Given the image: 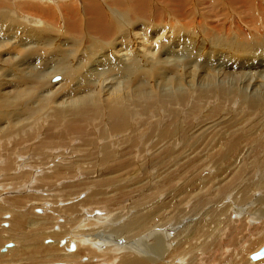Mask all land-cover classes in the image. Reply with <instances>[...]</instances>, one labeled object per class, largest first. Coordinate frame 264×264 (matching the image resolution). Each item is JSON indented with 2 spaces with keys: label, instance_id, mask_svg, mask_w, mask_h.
<instances>
[{
  "label": "rangeland",
  "instance_id": "rangeland-1",
  "mask_svg": "<svg viewBox=\"0 0 264 264\" xmlns=\"http://www.w3.org/2000/svg\"><path fill=\"white\" fill-rule=\"evenodd\" d=\"M27 1L29 0H0V4L4 6L3 7L4 10H10V9L13 10V7L11 5H14L18 11V14H20L31 11L28 10L26 7L27 5H29ZM37 1L38 0H36L35 2ZM40 1L41 2L34 4L40 5L39 7L40 10L38 9L37 13L42 14L41 17L44 18L46 16L45 14L48 15V12L49 13L54 12L59 17L49 22L45 21L47 25H50L49 28H53L59 31L58 33L49 32L51 35L59 36L60 39H65V41L61 43L60 42L57 43L59 47H61L62 44L64 43L70 44L69 47H77L79 45H82L83 47H86L89 53L96 52L97 54L94 55L95 57H90L89 60H86L87 55H83V57L85 58V59L83 58V60H85L84 63L85 66H86V61H88V63L90 64L85 70L82 71L80 70L81 74L83 73L82 74L83 77H81V74L80 76H78L77 74H79V71L76 72L77 70L76 69L74 70V68L72 67L73 66L72 64H75L76 62L77 56L74 55V57H72L73 60L69 62V67L72 68L71 72L73 77L72 80H70L69 84L70 86H73L74 89L81 88V86L84 87L85 85L87 87H91L93 83H94L93 86H96L97 83L98 86H100L102 83L101 80H105L106 78H107L106 80H109L108 78L110 76L108 75H110V73L108 72L110 71L111 68H113L114 66L116 67L120 62H123L124 60L123 57H125V55L126 56L129 54L131 55V56L129 55L130 59L129 56L125 57L126 62L127 59L129 60L128 62H131L130 60L134 55L132 54V52L135 51L125 54L124 56H120L118 54L114 56L111 51L109 52V50L106 51V54H103L107 46L106 45L107 40L103 37L102 35L103 33L94 31L93 32L94 34H90L88 33V27L85 26L88 35L90 36L92 35V37L96 38L95 40H91L89 37H86L84 34L82 36L81 33L76 29L67 31V29L71 27V26H67L66 28V23L68 20L81 21V22L84 21L87 22L89 20L91 15L90 14L87 15V13L89 12L88 3H90L91 0H50V1L40 0ZM45 1L46 3H44ZM96 1L101 6L112 10L116 14V16L113 17V22L115 24H118L120 18L124 17L127 23L129 21L136 23L138 30H140V32L143 33V36L144 34H145L144 37L149 36L148 39L153 37L158 38V36L155 35L157 29H155L153 25L155 26L157 25L158 27L156 26V28H159L160 27L159 25H161V27L167 26L164 29L159 28V30H161V32H164V34L161 36V38H158L157 43H159L158 45H160L163 44L164 41H167L170 46L168 44L162 46L160 45L161 48H159L160 46H158L157 44L156 45L154 44V46L152 45L153 47L152 46L148 47L146 44H144L145 45L144 46L142 44L140 47L141 49L140 52L142 53L139 52L140 54L138 53V55H136L137 57L136 61L138 60V58L141 61V63H139L140 61L137 63H138V72L142 77L139 78V82L132 94L138 95L137 102L143 99V104H141L140 107L137 108L138 115L136 114L133 115L135 117L130 118V122L131 124L133 123V125L136 127L137 134H140V138H141L140 147L142 148H139L137 151L131 149V151L134 150L133 154L126 146L129 144H122V145L119 144V146L117 147L113 146L112 149L111 146H109L110 141L108 140V138H103L104 134L100 131L101 130L100 127L103 125L102 124L103 120L101 119L104 116L98 112V109L97 112L96 111L90 112V114L87 116V117H94L89 122L90 124L86 129L88 130L90 128L92 130H95L92 132H96V134L93 135V140H95L94 144L96 146V149L101 148L102 150L103 148L105 149L108 146V148H110L111 151L115 153L117 157H120L118 158V160H120L125 156L128 161H130L131 158H134L135 159L133 161L134 163L130 164V167L127 168L129 164L122 165V163L119 162V164L122 165L121 168L117 169L118 168L117 167L116 172L112 171L111 169L112 167L110 168L107 167L106 165H100L98 161H96L97 154H94L93 156L91 155L93 158H91L90 160H92L93 163H95L96 161V164L94 165H92L93 163H91L92 162L91 161L87 163L83 162L82 165L75 167L74 169L65 165L63 167H60L62 171L61 174L62 177L53 178V181L51 180V182L48 181L53 186L58 185V183H59L58 187L63 186L62 182H59L60 180L63 179H77V180L79 179L81 181L83 180V184L81 188H77L73 190L78 194H76V196H73L72 198L69 199L67 197H64L66 198L65 200L64 198H60V197H63L66 193L68 194L67 191H70L71 187L69 189L63 188L66 186L64 185L55 193H53L55 194V197H48L47 193L49 192L47 191L43 192L44 189L42 190V187L39 186L41 182L45 180L42 178H45L46 175H48L49 173L53 174L54 168H56L59 165V163H57L58 159L54 162L52 161L54 165L38 166L39 164L37 163L46 162L44 156L46 157L50 153L48 152L47 155L35 156L34 157L35 160L30 163L33 166V164L36 162L33 169L35 168L37 170L34 171V173L36 174L32 175V178L35 177V179L38 181H35V185L32 186L33 189L32 188L31 189L33 191L32 190L30 192L28 191L25 193V195L27 194L32 196V194H35L38 195V197L41 195L44 197H48L49 199H46L48 201L46 204L49 203L50 209L54 208L53 209L54 211L50 209L47 211L44 210L45 213L43 212L44 214L40 215L41 222H43V220H45V223L46 222L49 223L52 221V225H49L47 227V234L41 240L40 243L43 244L44 247H48L47 245L49 243L56 242V240H54L55 238L54 237L52 238L51 236L59 234L61 230L68 228L67 230H64L65 233L67 234L65 235V238H68V233L70 231L71 232L75 231L74 228L76 227V225H74L73 222H75L81 214H84L82 211L76 210L77 207L76 200L83 199V202L85 203L84 208L97 205L98 207H101L98 210L100 211L103 210L106 212L105 213L102 211V213L100 212L96 213L102 216V217L101 216L98 217V219L96 218V215H94L96 219L95 221L100 223L99 225L94 224L95 227L93 225L89 227V230L97 228L94 235L97 233V231H101L102 228L107 227L109 228V230L107 231L105 229V231L109 232L108 235L111 237L114 236V234L110 232L111 231L110 227H113V223L111 222L108 223L109 221H104L108 218L104 217L103 214L113 217L116 216L117 213L124 212L126 210V213L122 217L123 220L120 221L117 225H115V227H118V226H122V224L124 223L125 224L130 223L134 219V217L136 218L141 215L151 213L155 215V220L154 222H151V224L149 223L147 225V228L148 229L150 228L148 230L149 234L137 233L136 236L134 234L133 238H131L132 241H127L128 239L125 238L131 236H128L127 235L128 233L124 232L123 234H125V236H123L124 238L122 237L121 240L124 239L123 242L125 243V246L126 244L132 242L136 246L142 248L144 247L143 249H146L147 247L152 246L153 244L155 245L157 241L156 239H160L159 242H163L164 247L168 251V253H165L164 255L165 257H162L164 258L163 263L191 264L193 262H196L195 261L196 257L198 259V255H200L202 251L201 248L205 247L213 240L218 239V236H220L221 231L226 232L222 238L223 239L228 238L227 236H229L231 232V228L233 227L239 228V229H234L236 232L239 231L241 226L244 224L245 214L250 212H252L251 214H253L256 208H258L256 203L255 205L254 204L250 205L246 202H241L242 198L243 200H249L248 197H250V200H252L254 197L255 198L254 201L259 200L260 205H262V207L264 206V201H263L264 200V165H263L264 164V106L260 108L261 110L258 109L259 112L257 110L256 113H253L252 109L250 110V108L249 110H246L249 107L250 100L252 98L256 96H261L260 92H262L261 97H264V93H263L264 92V48H261L264 47V0H96ZM49 2L51 5L49 4ZM40 3H42V5ZM57 8L60 9L61 14L58 12ZM41 9L45 10V13H40ZM19 10L21 12H19ZM0 11L2 10L0 9ZM21 19H22L21 16L11 17V22L18 21ZM53 22L56 23V26L51 25ZM160 22H162V24ZM147 24L149 27H147ZM39 26L43 27V24L36 23V27ZM152 26L153 28L151 29ZM24 28L27 30L29 29L27 27ZM120 29H122V27H116L115 32H118ZM82 30L84 32V25ZM179 30L181 31L180 32L181 38L178 41L176 39V34H177L176 32H179ZM115 38L122 39L121 34L117 35ZM8 44L10 45L9 40H8ZM65 48L66 47L60 49L63 52V56L61 58H57L54 61V63H52L51 65H57V67L61 69V64H63L61 60L66 59L67 57L66 54L69 51L66 50ZM38 50L42 51L41 49ZM106 55L108 56L106 57ZM39 57H42V55ZM96 57L99 58L97 59ZM121 58L123 60H121ZM187 59H190L192 60V62H194V63L191 62L190 66L186 65L188 68L184 66L185 67L184 69V67L180 66L179 67L180 72L168 71L170 70L172 64L174 63L179 64V62H183L184 64V62ZM41 60L38 62V64L41 62ZM92 61L94 65L92 64ZM94 61L96 62L94 63ZM151 61L153 63H151ZM128 62L125 63L126 64L125 67L128 66ZM141 65L143 66L144 70L140 68L142 67ZM144 65L146 67H144ZM159 67H164L165 70H161L162 71L161 74L164 73V75H162L161 77L158 76L153 78L157 81H155V83L154 80L151 81V83L152 82L153 83L150 84L149 90L146 93H143L142 86L145 84L144 82L146 81V79L148 80L151 79L155 74V72H157ZM64 69H70V68L65 67ZM90 71H94V72L91 73ZM233 73L240 75V78L237 81H235V75L232 76ZM85 74L86 76L87 74L89 75L88 80L85 77ZM101 76H105V78ZM175 78L176 79L181 78V81L176 80L174 83L172 84L170 83L171 87H169L170 89H167V87L164 86L165 83L172 82L171 80ZM56 79L58 80L56 81ZM63 80H64L63 74L60 72L59 74L52 77L50 76L44 77L43 86H46L45 87L46 91L51 86L52 87L55 86V88H58L59 85L56 86L55 83H58L60 81L63 82ZM106 80L104 81L105 85L108 83ZM210 81H212L215 86L214 87L215 89L211 90L212 93H210L208 88V84L210 83ZM13 82L17 84L19 82V79L14 80ZM181 83H182L181 87L179 88L173 87L176 85H180ZM110 85L111 84L107 86L109 87ZM8 88L9 86L4 87V89L9 91L8 94H11L16 90V88H10V89ZM164 88L168 92L164 90ZM256 88L258 90L260 89V91L258 92ZM221 89H226L228 93L227 94L222 93ZM254 90H256L255 95H253L252 93V91ZM40 91L42 92V89ZM2 92L3 91L0 89V97L3 96ZM30 92H34V91H30ZM166 92L171 93L172 96L170 97V99L175 97V100L172 102H163V98L166 101L170 100L169 98H165V95H167ZM47 93L48 91L45 92V95ZM57 96L59 95H55V97ZM238 96L241 97V99ZM60 100L61 99H59V101ZM59 101H57V103ZM136 103L132 104L130 106V109L135 108ZM63 105H65V103L62 102L61 105L58 106L55 105L58 108L57 109L55 107V109H57L56 113L58 114V116L61 114L58 112V110H63L61 109L62 107L65 109V106ZM107 107H108L107 105H103L101 108L107 110ZM25 116L26 115L23 113L22 117ZM36 116H32V118H30L31 120L30 123L35 118V121H33L35 122V124L32 125V129L29 131L28 134L32 133L33 130H37L38 128L37 126L45 125V127H47L48 123L50 122L48 121L50 120L49 117H46L44 120L43 118ZM63 116L65 117V114H63ZM62 117L61 119L57 117V119L63 120L64 123V125L59 124V126H57L56 130L59 132L64 131L67 128V123H66L67 118L64 117L62 118ZM249 118L252 121H250ZM39 119H41L43 122L41 121L39 123L38 122L36 123V121H38ZM93 121L94 124H92ZM22 122L23 121H20L19 124H22ZM136 122L138 123L137 125H135ZM28 124L26 123L22 125L26 126ZM234 124H236L235 125L236 127H234ZM5 125L3 126L2 124H0L1 135H5L7 131ZM252 126L253 127L256 126V127L253 128ZM249 127H252V129L256 130V131L253 130V132L256 133H252V137L256 138L254 143L246 144L245 142L244 143L242 142L244 145L243 144H241V146L239 145L236 153H232V151L227 152L230 143L229 141L233 139L232 136L235 134L236 135L246 134L245 130H248ZM178 128H180L182 131V134L180 136L170 138L165 134V131L166 132L169 130L175 131ZM238 128L239 130H237ZM20 130L21 129L19 128L17 131L14 132H20ZM128 131L122 134L121 133L116 135L114 134V136L113 135L111 136L112 139L111 138L109 139L113 141V140H117L119 137L118 140H120V142L127 141L130 133L134 135V133L132 132L133 129L132 131L131 130L129 132ZM98 137H101L100 140L98 139ZM43 138L44 136H41L38 139H36L34 143L24 145L23 147L27 149L31 148L32 145H34L35 143L37 144L38 142H40L39 140H42ZM17 139L16 141L15 139L11 140V136H8L7 139H5V141H3L4 139L0 141V150L3 149L2 151H0V156L2 157L0 160V185L11 187L13 186L14 182L16 183L15 179L21 180L22 183L24 184L25 183L24 181L29 179L32 174L31 172H33L30 167L25 168L26 165H22V166L16 165L15 164L16 160L12 162L14 166L9 168L11 164H6L5 161L3 160L4 157L8 154L9 152L8 150L13 149V144L11 143L18 142ZM143 140L147 142L146 144L148 146L146 147L143 146L144 143ZM64 142H67V140L65 139ZM72 142L73 144L71 145ZM72 142L70 143L71 147L69 146L68 150H63L61 148L59 151H56L57 153L56 152H54V154L52 153L50 160L56 155H65L72 157V155L74 154L76 156L84 154L83 156L89 157L90 153H88V151L89 152L92 151V153L93 152L97 153V150L95 149H94L95 151L90 150L91 147L90 146L86 147V145H84V142H82L81 140L72 141ZM107 142L108 144H105ZM257 142H259L260 145H258ZM8 145L11 146L9 147ZM253 145H255V147L260 146L258 147L260 148L258 149L260 152L257 150V153H259L258 157H254V153L252 150L255 147ZM4 146L5 148L6 147L7 148L5 149ZM251 147L253 148L250 149ZM85 148L86 149L88 148L89 150L88 149L84 150ZM147 148L148 150H146ZM82 149L84 150V153ZM70 151L71 152L74 151V153L72 154ZM16 152H20V151L16 150ZM25 153L28 154L25 156L34 155L33 153H27V152ZM87 153L89 155H85ZM98 154L100 156L99 158H101V154L100 153ZM22 155L24 156V154ZM248 158H250L249 162L247 161ZM74 159L75 157L72 158V160ZM224 159L227 162L223 161ZM66 162L68 163V161ZM16 163L19 162L16 161ZM98 164L100 166L95 167V165L98 166ZM9 169L10 171H8ZM241 170L245 172H242ZM73 171L76 173V177L75 174H73ZM26 172H27V176L26 177L24 176L23 178V174H25ZM44 173L47 174L44 176ZM171 177L173 178V181L170 184L165 183V181H168ZM236 177L238 178V180ZM88 179L91 181V185L89 184L90 181H88ZM108 179H111L114 183L109 185L107 187L108 189L105 188L104 193H107L106 197H109L111 200L114 201L113 202L115 204L114 207L102 205L103 199H99L98 196H93L92 198H86L92 195L91 194L92 192L93 193L99 192L98 191L99 188L96 185V181L103 182L105 180L103 182L105 183ZM129 179H131V181H133L132 179H144V181L143 182L141 181L140 182L141 184H139L140 185L139 188L141 190L137 187L138 185H135L136 187L135 186L132 187L131 182H129L130 181ZM119 182L121 183L120 185H118L119 187L118 188L116 187V185ZM192 183L195 186L193 185L191 186ZM144 184H145V189L144 187H141ZM150 184L153 186L154 189H152ZM158 184H160V186H158ZM200 184L203 185L206 184L203 192H198L199 190L198 185ZM38 186L41 189H39ZM86 186L89 187L88 190H84V191L81 190L84 187L86 188ZM120 186L126 187L125 191L121 190ZM147 186L148 188L146 189ZM197 186H198V190L195 189ZM226 186L229 188L227 189ZM221 189L227 190L228 193L225 196H223ZM57 192L59 194H57ZM25 195L24 194L22 195L21 193L17 194L16 191H14L13 194L11 195L12 199L14 200L13 202H16V200L18 201L21 200L22 202V205H20L21 207L14 206L12 204L13 202L10 200V202L12 203L6 202V206H7L6 208L8 209V211L10 210L9 211L10 213L7 211H4L3 212L4 214L0 213V229H1L0 231L3 233V238H4L3 244H0V254H2V252H5L7 248L10 247V246L7 247L8 245H13L11 247L16 249L18 248L17 243L14 242L13 240L7 241L8 239L7 234L9 231L8 228L11 225V221L13 220V217L22 214L24 216L27 213L26 215L29 216L28 220L33 221L32 223H34L37 219H39L37 215L38 213L36 212L35 208H41L46 205L44 203L35 204L38 200L37 201L33 200V197H29L28 199H30L29 200L30 202H26L28 199L27 200L22 199V196ZM11 196L9 198H11ZM198 196H200L201 198L200 197L199 198L204 201L199 202ZM0 197H1V193H0ZM1 199L2 197L0 198V200ZM3 199L5 198L3 197ZM3 199L2 201L4 202ZM194 200L196 201L194 202ZM118 202L119 205H117ZM0 204L1 207L3 203ZM9 204L12 205V209L9 206ZM201 204H204L203 207L200 206ZM128 208L130 209V211H128L129 210ZM242 209L243 211H241ZM258 209L256 210V212H254L255 215L259 214ZM88 211L92 213V209H89ZM237 212L238 215L235 214ZM32 216H34V218H32ZM45 216L47 217L51 216V220L50 218L46 219ZM94 216H92L93 219ZM48 220L50 221L48 222ZM103 222L105 224H103ZM196 224L197 225L201 224L203 226L206 235L200 238L198 237L197 239H194L192 241L193 246L195 247L197 246L196 249L195 247H190L189 244H186L185 249L187 251V254H185V256L184 254L179 255V259L177 260L174 259L176 253L173 252V250L176 249L177 243L184 236H186L188 231L193 229L196 226ZM168 225L170 227H168ZM171 225L172 226L175 225L173 227L174 229L171 228L172 227ZM250 227L251 228L248 229L249 230L248 232L252 233L254 230V233L256 232L257 236H255V234L252 235L253 233L249 234L247 232L245 233V236L242 237L243 239L241 238V240H246V238L250 235L251 238L262 235V233H264V220L261 218V216L259 218L257 217V219L254 220V222ZM169 228H171L172 231H169ZM6 229L8 230L6 231ZM151 229H153L152 230L153 234L151 233ZM81 230L86 231L85 227H82ZM140 230H146V224L145 225L143 224ZM261 231L263 232L261 233ZM151 234L153 236L149 237V235ZM145 235L147 236L145 237ZM155 237L156 239H154ZM65 238L63 237V240L62 239L58 240V242L60 241L58 245H57L58 242H56L55 244L57 245L58 249L62 251V253L64 252V254H74V253L77 254L78 252L79 256L77 259V264H90L88 263L90 262V260L98 258V261H100V259L103 258L102 251L100 250H97L95 251V253H92L87 249L82 248L84 246L81 245V240L79 241V243L78 242L76 243L77 248L75 247V250L71 249L72 245L71 246L69 245L67 249H65L64 247L66 243ZM146 238L147 239L150 238V239L146 240ZM121 240H119V242ZM241 242H239L238 243L239 245H237L236 247L239 246L240 247L239 250L241 248L246 250L249 243H246L242 246ZM144 245H146V247ZM79 248L82 249L83 251H81ZM199 249L201 251H198ZM85 250H87V252H85ZM239 250L234 251L233 247L227 248V252L223 255V257H221L222 254H219L220 256L219 255L217 256L216 259L218 262L217 264H224V263L227 264L229 260H231L230 257L232 255H233L232 259L238 262L242 257V255L245 254L244 252L243 254L241 252L239 254ZM120 251L121 252H118V255L124 253V250H120ZM154 257L156 258L157 256ZM202 258L204 259L208 258V255L204 254ZM83 259H86V261H84ZM249 260H251L249 264H255L253 263L254 261L252 260L251 255L249 257ZM221 261L224 262L221 263ZM24 262H21L20 264H24ZM58 262H50L47 264H64V262L62 261H60L59 263ZM106 262L108 264H111L110 261H106Z\"/></svg>",
  "mask_w": 264,
  "mask_h": 264
},
{
  "label": "bare ground",
  "instance_id": "bare-ground-1",
  "mask_svg": "<svg viewBox=\"0 0 264 264\" xmlns=\"http://www.w3.org/2000/svg\"><path fill=\"white\" fill-rule=\"evenodd\" d=\"M35 1L36 0L27 1V3L29 5H27L26 7L28 10H31L32 12L29 11V12L20 13V14H18V11L14 5L10 4L13 7V10L12 9L4 10L3 9L4 6L0 4V9L2 10V11H0V89L3 91L2 92L3 96L0 97V124H2L3 126L6 124L5 128L7 130L5 135L0 134V141L2 139H4L3 141H5V139H7L8 136H11V140L15 139V141L18 138L17 139L18 142H16V143H14L13 141H12L13 143H11L9 141L11 144H13V149L8 150L9 152L4 157L3 160L5 161L6 164H11L9 168L14 166L12 162L14 160H16L19 162V163H16V161H15L16 165H21V166L26 165L25 168L30 167L33 171V172L30 171L32 173L31 177L29 179L25 180L24 184L22 183L21 180L15 179L16 183L14 182L13 186H11V187H7L5 185L4 186L0 185L1 186V188H0L1 197H2V199H3V197L5 198V199H3L4 202L2 201V199L0 200V203H3L2 206L0 207V213H3L4 211H7V212L10 211V210L8 211V209L6 208L7 207L6 202L7 203L10 202V200L12 202L14 201L12 199V196H11L14 191H16L17 194L21 193L22 195L23 194L25 195L26 192H28V191L30 192L33 189L32 186L35 185V181H38L35 179V177L32 178V175L36 174V173H34V171L37 169H35V168L33 169L36 162L33 164V166L30 164L32 161L35 160V158H34L35 156L47 155V153L50 152L46 157L44 156V158L46 159V162L37 163V164H39L38 166L54 165L53 162L58 159L57 163H59V165L57 167L55 166L56 168H54L53 174L49 173L48 175H46L47 173H44V176L46 175V177L42 178V179H45V180L42 181L39 186L42 187V190L44 189L43 192H45V191L49 192V193H47L48 197H55V194H53V193H55L57 190H59L64 185H66V186L63 188L69 189L71 187L70 191H67L68 194L66 193L63 197H60V198L67 197L68 199L72 198L73 196H76V194H78L73 190H75L77 188H81V186L83 184V180L81 181L79 179L78 180L77 179H63V180L59 181V182H62L63 186L58 187L59 183H58V185L53 186L50 183L51 180L53 181V178L62 177L61 176L62 171H61L60 167H63L65 165V166H68V167H71L72 169H74L75 167L82 165L83 162L84 163L91 162L92 160H90V159L93 158L92 156L94 154H97L96 155L97 160L96 159H94V160L98 161V163L100 165H106L107 167H110V168L112 167L111 168L112 171H115V172L117 171L116 170L117 167H118L117 169H119V168H121L122 165L129 164L127 166V168H128V167H130V164L134 163L133 162L135 160L134 158H131L130 161H128L126 159V156L121 158L120 160H118V158H120V157H117L116 154L113 153L110 148H108V146L105 149L103 148L102 150H101V148L96 149V146L94 144L95 140H93V135H95L96 132H92L95 130H92L90 128H89L90 130L86 129L88 127V125L90 124L89 122L94 117H87V116L90 114V112H95V111L97 112V109H98V112L104 116L103 118L101 117L102 118L101 120H103L102 124L104 126L102 125L100 127L101 130L100 129L99 130L104 134L103 138H108V140L110 141L109 146H111L112 149H113V146L117 147V146H119V144H121V145L122 144H129L126 146L130 150V152L133 154L134 150L137 151L139 148H142V147H140L141 146L140 145V142H141L140 134H137L136 127L133 125V123L131 124V122H130V118L135 117L133 115H135V114L138 115V109L137 108L140 107L141 104H143V99H141V101L137 102L138 95L132 94L133 91L135 90L138 82H139V78L142 77L140 75V73L138 72V63L137 62H139L140 60L138 58V60L136 61V59H137L136 55H138V53L140 52V50H141L140 47L142 44L143 45L146 44L148 47L152 46V45L154 46V44L158 45L159 44V43H157L158 38H161V36L164 34V32H161V30H159V28L164 29L167 27V26L161 27V25H159L160 27L156 28L157 25L156 26L153 25L155 27V29H157V31L155 32V35L158 36V38L156 37L157 38L156 39L155 37H153V38L148 39L149 36L144 37L145 34L143 36V33H141L140 30H138L136 23H134L132 21H129L127 23L126 19L124 17H122V18H120L118 24H115L113 22V17L116 16V14L112 10L107 9V8L101 6L100 4H98V2L96 0H91L90 3H88V5H89L88 9H89L90 13L89 12L87 13V15L88 14L91 15L89 20L87 22L68 20L66 23V28H67V26H71V27H69L67 29V31H71L72 29H76L77 31H79L81 33L82 36L84 34L86 37H89L91 40H95L96 38L92 37V35L91 36L88 35V33L94 34L93 33L94 31L103 33L102 34L103 37L107 40V44H106L107 46H106L105 52L103 54H106L107 50H109V52L111 51L114 56L116 54H118L120 56H124L125 54H128L132 51H135V52H132V54H134V55L132 56V59L130 60L131 62H128L129 60L127 59V62H128L127 67H125L126 66L125 63H127L125 60V57L129 56L130 54L127 56L125 55V57H123L124 60L121 58V60H123V62H120L118 64V66H116V67L114 66L113 68H111L112 70L109 68L110 71L108 73H110V75H108V76H110V77L108 78L109 80H106L107 78L105 79L108 82V83L106 82L107 83L106 85L104 84L105 80H101L103 84L101 83L100 86H98V83L96 86H93V84H94L93 83L91 85V87H87L85 85L86 87L81 86V88L74 89L73 86H70V84H69L70 80H72V77H73L72 72H71L72 68L69 67V62L73 60L72 57H74V55L77 56L76 62H75V64H72L73 65L72 67L74 68V70L75 69L77 70L76 72L79 71V74H77V75L80 76V74H81L80 70L81 71L85 70L90 65L88 63V61H86V66H85V64H84L85 60H83V58H84L83 55H87L86 60H89L90 57H95L94 55H97V54H96V52L89 53L87 51L86 47H83L82 45H79L77 47H69L70 44L64 43V44H62L61 47H59V45H57V43L58 42L61 43V42L65 41V39H60L59 36L51 35L49 32L58 33L59 31L56 29H53V28H49L50 25H47L45 23V21L49 22V21L55 20L59 17L54 12H52V13L48 12V15L45 14L46 16L44 18L41 17L42 14L37 13V10L38 9L40 10V8H39L40 5L34 4V3H39L41 1L40 0H38L37 2H35ZM10 3H11V1H10ZM44 3H46V1ZM40 4L42 5V3H40ZM49 4H50V2H49ZM57 10L60 13V9L57 8ZM19 12H21V11L19 10ZM40 13H45V10L41 9ZM17 16H21L22 19L18 20V21L11 22V17H17ZM36 23L43 24V27L42 26L36 27ZM160 23L162 24V22H160ZM51 25L56 26V23L53 22ZM83 25H84V32L82 30ZM144 25H145V23H144ZM149 25H151V24H149ZM85 26L88 27V33L86 31ZM153 26L151 27V29L153 28ZM24 27H27L29 29L27 30ZM116 27H122V29H120L118 32H115ZM123 27H125V28H123ZM147 27H149L148 24H147ZM141 31H143V30H141ZM149 31H150V28H149ZM162 31H164V30H162ZM180 32H181L180 30H179V32H176L177 33L176 39L178 41L181 38ZM119 34H121L122 39L115 38ZM56 39H58V40H56ZM8 40L10 41V45L8 44ZM85 43H86V40H85ZM167 44H168V42L164 41V43L160 44V45L162 46V45H167ZM160 45H158V46H160ZM161 46L159 48H161ZM63 47H66L65 49L69 50V51L66 54V56H67L66 59L61 60L63 64H61V69H59L57 67V65H51V64L54 63V61L57 58H61L63 56V52L60 50ZM261 48H264V47H261ZM6 49H8V50H6ZM38 49H41L42 51H40ZM143 50H145V49H143ZM151 50H153V49H151ZM262 51H263V49H262ZM140 53H142V52H140ZM41 55H42V57H39ZM108 55H106V57ZM130 56H129V59H130ZM40 60H41V62L38 64V62ZM119 61H120V59H119ZM95 62L96 61H94V63ZM191 62H192V60L187 59L184 62V64H183V62H179V64L174 63L171 65V68L168 71L169 72H175V71L180 72V69H179L180 66H182V67H184L186 65L190 66ZM112 63H113V61H112ZM139 63H141V61ZM151 63H153V62L151 61ZM192 63H194V62H192ZM92 64H93V61H92ZM44 65H45V67H44ZM145 65H144V67H146ZM156 65H159V64H156ZM65 67L70 68V69H64ZM140 68L143 69V66ZM184 69H185V67H184ZM161 70H165L164 67H159L157 72H155V74L153 73L154 75L151 79H149V80L146 79V81L144 82L145 84L142 86L143 93H146L149 90L150 84L153 83V82L151 83V81L154 80V83H155V81H157L153 78L158 77V76L161 77L162 75H164V73L161 74L162 73ZM94 71H90V72L92 73ZM60 72L63 74V77H64L63 82L60 81L58 83H55L56 86L59 85V87L55 88V86H53V87L51 86L47 90L48 93L45 95V92H47V91L45 90L46 86H43L44 77H47V76L52 77V76L59 74ZM82 74H81V77H83ZM234 75H235V81H237L240 78V75L233 73L232 76H234ZM87 76L85 74V77L88 80L89 75L87 74ZM101 77L105 78V76H101ZM18 79H19V82L17 84H15L13 81L18 80ZM176 80L181 81V78L172 79L171 80L172 82L165 83L164 86L167 87V89H170L169 87H171V84L174 83ZM109 84H111V85L108 87L107 85H109ZM6 86H9L8 89L16 88L15 92L8 94L9 91L4 89V87H6ZM181 86H182V83L180 85H176L173 87L179 88ZM214 87H215L214 83L212 81H210V83L208 84V88H209L210 93H212L211 90L215 89ZM41 89H42V92L40 91ZM53 89H56V90H53ZM164 90H166V89L164 88ZM30 91H34V92H30ZM142 91H140V92H142ZM259 91H260V89L258 90V92ZM167 92H166L167 95H165V98L170 99L172 94L167 93ZM221 92L224 94L228 93V91L226 89H221ZM232 93H233V91H232ZM252 93H253V95H255L256 90L252 91ZM260 94L262 96V92H260ZM55 95H59V96L55 97ZM63 95H64V97H63ZM261 96H256V97L252 98L250 100V105L246 110H249V108H250V110L252 109L253 113H256V111L258 109L262 108L264 106V97H261ZM62 97H63V99H62ZM239 98L241 99V97H239ZM59 99H61V100L59 101ZM174 100H175V97L170 99L169 101H166L163 98V102H172ZM57 101H59V102L57 103ZM61 102L65 103V105H63V106H65V109L62 107L61 109H63V110H58V112L61 114L62 113L65 114V117L63 116V114L62 115L60 114L58 116V114L56 113L57 109H58L56 106L61 105ZM134 103H136L135 108L130 109V106ZM103 105L108 106L107 110L101 108ZM55 107L57 109H55ZM258 112H259V110H258ZM23 113L28 117H26V116L22 117ZM36 115H38V116H36ZM32 116L40 117V118H43L44 120L46 117H49L50 120H48V121H50V122L48 123L47 127H45V125L37 126L39 129L37 128V130H33L32 133L28 134L29 131L32 129V125L35 124V122H33V121H35L34 117H33L34 120L30 123V121H31L30 118H32ZM62 116L64 118H67V121H66L67 128L64 131L59 132L56 130L57 126H59V124L64 125V123H63V120H59V119H57V117H59L61 119ZM246 119H248V118H246ZM20 121H23L22 124H26V123L27 124L30 123V124L24 126L22 124H19ZM41 121L42 120L39 119L38 121H36V123L37 122L39 123ZM250 121H252V120L250 119ZM245 123H246V121H245ZM92 124H94V121ZM137 124L138 123L136 122L135 125H137ZM235 125L236 124H234V127H236ZM252 127H249L248 130L244 129L246 131V134H244V132H243L244 135L238 134V133H237L238 135H236L233 132L235 135H233L232 136L233 139L231 141H229L230 143H229L227 152L232 151V153H236V151L238 150V146L239 145L241 146V144H243L244 142L246 144L254 143L256 138L252 137V133H256V132H253V130L254 131H256V130L252 129ZM255 127L256 126H254L253 128H255ZM19 128L21 129L20 132H14V131H17ZM132 129H133V131H132ZM240 129H243V128H240ZM128 130L129 131L131 130L134 133V135H132L130 133V135L128 136L129 140L127 139V141L120 142V140H118L119 137L117 140H113V141L109 139V138H111L112 135L114 136V134L115 135L119 134V133L122 134ZM237 130H239V128ZM12 132H14V133H12ZM165 134L171 138V137L180 136L182 134V131L180 128H178L175 131H170V130L167 132L165 131ZM230 135H231V133H230ZM41 136H44V138L42 140H39L40 142H38L37 144L35 143L34 145H32L31 148L27 149V148L23 147L24 145L34 143V141ZM100 138L101 137H98L99 140H100ZM65 139L67 140V142H64ZM243 139H244V141H243ZM77 140H81L82 142H84V145H86V147L90 146L91 147L90 150H94V149L97 150V153H94V152L92 153V151H90V152L88 151V153H90V155L88 153L85 155H89V157L83 156L84 154L79 155V153H78L79 156H76L74 154V155H72V157L71 156H65V155H56L53 158H51V160H50L52 153L54 154V152L59 151L61 148L63 150H68L70 143L72 141H77ZM251 140H253V141H251ZM146 143L147 142L144 141L143 146H145V147L148 146ZM72 144H73V142L71 143V145ZM105 144H108V142ZM257 144L260 145L259 142H257ZM253 146L255 147V145H253ZM258 147H260V146H257L255 148H253V147L250 148V149L253 148L252 151L254 153V157H258L259 153H257V150L260 149ZM4 148H5V146H4ZM20 148H22V149L25 148V149L22 150ZM87 149L85 148L84 150H87ZM131 149H134V150L131 151ZM2 150H0V151H2ZM16 150H18L20 152H16ZM84 150H83V153H84ZM146 150H148V148ZM75 151H78V150H75ZM14 152H16V153H14ZM25 152L33 153L34 155L25 156V155H28ZM79 152H81V151H79ZM71 153L73 154L74 151H72ZM98 153L101 154V158H99L100 156ZM22 154H24V156ZM74 157H75V159L72 160V158H74ZM1 158L2 157L0 156V160H1ZM227 160H228V158H227ZM66 161H68V163ZM96 161H95V163H93V161H92L91 162V163H93L92 165L96 164ZM223 161L227 162L225 159ZM247 161L249 162L250 158H248ZM119 162L122 163V165H120ZM99 164H98V166L95 165V167H99L100 166ZM8 171H10V169ZM40 171H42V170H40ZM242 172H245V171H242ZM73 174H75V177H76V173L74 171H73ZM24 176L25 177L27 176V172L25 174H23V178H24ZM85 180H87V179H85ZM129 180H130L129 182H131L132 187L135 185H138L137 186L138 188L140 186L139 184H141L140 182L144 181V179H132L133 181H131V179H129ZM237 180H238V178H237ZM48 181H50V182H48ZM88 181H90V180L88 179ZM172 181H173V178L171 177L168 181H165V183L170 184ZM43 182H45V183H43ZM56 182H57V179H56ZM99 182H101V181H96V185L99 188V190H98L99 192H95V193L92 192L91 193L92 195H90L86 198H92L93 196H98L99 199H103L102 205L114 207V205H115L113 203L114 201L111 200L109 197H106L107 193H104L105 188H107L109 185L113 184L114 182L111 179H108L105 183H103V182L99 183ZM120 183L121 182H119L117 185L115 183L116 187H118V185H120ZM89 184L91 185V181ZM192 185L195 186L193 183L191 184V186ZM205 185H203V184L198 185L200 191L198 190V186L195 189L198 190V192H203ZM39 186H38V188H39ZM87 186H86V188L84 187L81 190H83V191L88 190L89 187H87ZM150 186L152 187V189H154L151 184H150ZM158 186H160V184H158ZM141 187H144V189H145V184L142 185ZM120 188H121V190L125 191L126 187L120 186ZM147 188H148V186L146 187V189ZM225 188H223V189H225ZM228 188L229 187H227V189ZM39 189H41V188H39ZM133 189H135V188H133ZM223 189H221L222 195L225 196L228 193V191L223 190ZM8 191H10V192H8ZM76 191H78V190H76ZM160 191H162V190H160ZM57 194H59V193L57 192ZM160 194H161V192H160ZM99 195H101V196H99ZM10 196H11V198H9ZM24 197H26V198H24ZM29 197H33V200H36V201L38 200L35 204H40V203L46 204L48 202L46 199H49L48 197H44L42 195L38 197V195H35V194H32V196L26 194L25 196H22V199L27 200ZM199 197L200 196H198V198ZM202 197H204V196H202ZM200 198L198 199V201L203 202L204 200H202ZM64 199L66 200V198H64ZM248 199L249 200H243V198H242L241 202H246L250 205L251 204L255 205V203H256L257 207L259 208V209L256 208V210L258 209L259 214L255 215L254 212H256V210L253 212V214H251L252 212L246 213L244 224L241 226L240 230L236 232L234 229H239V228H236V227L231 228V232H230L229 236H227L228 238L223 239L222 237L224 236V234L226 232L221 231V234H220V236H218V239H215L212 242L210 241L211 243H209V244L207 243L208 245L204 244L206 246L201 248L202 251L200 249L198 250V251H201V254L198 255V259H197V257H196V260L193 258L196 262H193L191 264H217L218 262L216 259H217V256L219 254H222L221 257H223V255L227 252V248H230V247H233L234 251L239 250L240 247L239 246L236 247V246L239 245L238 243L241 241H242L241 242L242 246L246 243H249L246 250H244L243 248H241L239 250V254H240V252L242 254L244 252L245 254L242 255V257L240 258V260L238 262L235 261L234 259H232L233 255L232 256L230 255L231 260H229V262L227 264H235V263L249 264L250 263V261H251V260H249L250 255L252 256V254L259 252L264 247V233H262L263 231H261L262 235H259L258 237H254V238L253 237L251 238V235H250L246 238V240H241V238L244 237L245 233H247L249 231L248 229L251 228L250 226L252 225L254 220L257 219V217L259 218L261 216V218L264 220V208H263L264 206L262 207V205H260L259 200L254 201V199H255L254 197H253V199L251 198L252 200H250V197H248ZM29 200L30 199H28L26 202H30ZM195 201L196 200H194V202ZM12 202H10V203H12ZM76 202H77L76 203V205H77L76 210L82 211L84 214H81L77 218V220L75 222H73V224L76 225V227L74 228L75 231L74 232L70 231L68 233V238H65V235H67V234L64 231V230H67L68 228L64 229V230L60 229L61 231L59 232V234L51 236L52 238L53 237L55 238L54 240H56V242H58V240H61V239L63 240V237H64L66 239V241H65L66 243L64 246L65 249H67V247L69 245L70 246L73 245L77 248L76 243L77 242L79 243V241L81 240V245L84 246L82 248H85L92 253H95V251H97V250L102 251L103 258H102V256H101V258L103 260L100 259V261H98V258H95L93 260H90V262H88L90 264H108L106 261H110L111 264H166V263H163L164 258H162V257H165L164 255H165V253H168V251L164 247L163 242H159L160 239H156V237H155L154 239L157 240L156 244L155 245L151 244L152 246H149L146 249H143L144 247L143 248L138 247L132 242L126 244V246H127L126 247L125 243L123 242L124 239L121 240L122 237L125 236V234H123L124 232L128 233L127 234L128 236H131V237L125 238V239H128L127 241H132L131 238H133L134 234L136 236L137 233L149 234L148 230L150 228L148 229L147 225L149 223L151 224V222H154V220H155L154 214L150 213V214L141 215V216L136 217V218L134 217V219L130 223H128V224L124 223V224H122V226H118V227H115V225H117L120 221L123 220L122 217L126 213V210L124 212L117 213V215L113 216V217L103 214L104 217L108 218L104 221H109L108 223H110V222L113 223V227H115V228L110 227L111 228L110 232H112L114 234V236L111 237L108 235L109 232L105 231V229L107 231L109 230V228H107V227L102 228L101 231H97V233L94 235L97 228L89 230V227L91 225H93L95 227V225L100 224L99 222L95 221L96 219H95L94 215H96V218L98 219V217H100L101 215L100 214L98 215L96 213H98V212L102 213L103 210H101V211L98 210L101 207H98L97 205H93L91 207L84 208L85 203L83 202V199H77ZM12 204L14 206L21 207L20 205H22V202H21V200H19V201L16 200V202H13ZM240 204H242V203H240ZM117 205H119V202L117 203ZM203 205L204 204H201L200 206L203 207ZM9 206L12 209V205L9 204ZM66 208H68V207H66ZM49 209H50L49 203L46 204L45 206L41 207V208H35L36 212L38 213L37 215H38L39 219H37L36 221L34 220L35 221L34 223H32L33 221L28 220L29 216L26 215L27 213L24 216H23V214L17 215L15 217L12 216L13 220L11 221V225L8 228L9 231L7 234L8 235L7 241L13 240L14 242L17 243L18 248L16 249V248L7 246L9 248H7V250L5 252L1 251L2 254H0V264H20L21 262H24V261H25L24 264H29V263L47 264L50 262H58V261L59 262L62 261V262H64V264L65 263L66 264H77V259L79 256L78 252H77V254L76 253L64 254V252L62 253V251H60L57 247V245L59 244L60 241L56 245L55 244L56 242H53V240H52L53 243H49L47 245L48 247H44L43 244L40 243L41 240L47 234V227L49 225H52V221L49 222L51 220V216H48V217L45 216L46 219L50 218V220H48L49 223H47V222L45 223V220H43V222L40 221V215H43L45 213L44 210L47 211ZM53 209H50V210H53ZM89 209H92V213L88 211ZM199 209H201V208H199ZM128 211H130V209ZM241 211H243V209ZM103 212H105V211H103ZM235 214L238 215V212ZM239 214H240V212H239ZM56 215H58V214H56ZM92 216H94V219ZM32 218H34V216H32ZM57 218H59V217H57ZM214 221H216V220H214ZM103 224H105V223L103 222ZM143 224L144 225L146 224V230H140V228ZM169 225H168V227H170ZM174 226H172L171 228L174 229L173 228ZM82 227H85L86 231L81 230ZM94 227H92V228H94ZM171 228H169V231H172ZM8 229H6V231ZM224 229H226V228H224ZM152 230L153 229H151V233H152ZM89 231H91V232H89ZM133 232H136V233H133ZM248 233L250 234L251 232H248ZM252 233H251L252 235L255 234V236H257L256 232L254 233V230ZM152 234L149 235V237L153 236ZM205 235L206 234L204 232L203 226L201 224H198V225L196 224V226L193 229H191L190 231H188L186 236H184L177 243L176 249L173 250V252L176 253V256L174 259L177 260V259H179V255L184 254V256H185V254H187V251L185 249L186 244H189L190 247H195V246H193L192 241L194 239H197L198 237L200 238V237H203ZM146 236L147 235H145V237ZM185 237H186V239H185ZM115 238H116V240H115ZM148 239H150V238H148ZM148 239L146 238V240H148ZM119 240H121L122 242L121 241L119 242ZM231 240H233V241H231ZM3 242H4L3 233L0 231V244H3ZM61 242H63V241H61ZM144 246L146 247V245H144ZM196 247H195V249H196ZM149 248H151V249H149ZM80 250L83 251L82 249H80ZM87 250H85V252H87ZM120 250H124V253L118 255V252H121ZM204 254L208 255V258H206V259L202 258V256ZM154 256H157L158 259H157V257L155 258ZM104 259H106V260H104ZM88 261H89V259H88ZM253 261H254L253 263H255V264H264V258L259 259L257 261H255V260H253ZM222 262H224V261H221V263ZM168 264H170V263H168ZM224 264H226V263H224Z\"/></svg>",
  "mask_w": 264,
  "mask_h": 264
},
{
  "label": "water",
  "instance_id": "water-1",
  "mask_svg": "<svg viewBox=\"0 0 264 264\" xmlns=\"http://www.w3.org/2000/svg\"><path fill=\"white\" fill-rule=\"evenodd\" d=\"M57 80H58V79H56V81H57ZM8 246L11 247V246H13V245H8ZM71 249L74 250V249H75V246L72 245ZM251 258H252L253 260H255V261L264 258V247H263L259 252L254 253V254L251 256ZM83 260L86 261V259H83Z\"/></svg>",
  "mask_w": 264,
  "mask_h": 264
}]
</instances>
